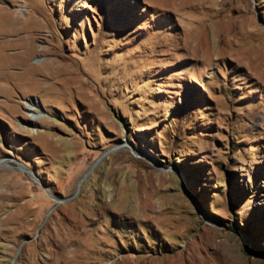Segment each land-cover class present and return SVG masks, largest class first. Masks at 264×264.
<instances>
[{
	"label": "rangeland",
	"instance_id": "374dc122",
	"mask_svg": "<svg viewBox=\"0 0 264 264\" xmlns=\"http://www.w3.org/2000/svg\"><path fill=\"white\" fill-rule=\"evenodd\" d=\"M0 264H264V0H0Z\"/></svg>",
	"mask_w": 264,
	"mask_h": 264
},
{
	"label": "bare ground",
	"instance_id": "6f19581e",
	"mask_svg": "<svg viewBox=\"0 0 264 264\" xmlns=\"http://www.w3.org/2000/svg\"><path fill=\"white\" fill-rule=\"evenodd\" d=\"M172 1H173V0H172ZM174 1H175V0H174ZM179 1L181 2V0H179ZM182 1H183V0H182ZM231 24H232V22H231ZM230 28H231V27H230ZM230 28H229V30H231ZM255 32H256V30H255ZM225 34H226V33H225ZM229 34H230V35L233 34V31H232V33H229ZM230 35H229V37H230ZM224 37H225V36H224ZM231 39H232V38H231ZM231 41H232V40H231ZM229 42H230V40H229ZM232 42L234 43V40H233ZM228 44H229V43H228ZM27 106H28V105H27ZM28 107H29V111H31L32 114H33V118L35 117V119H38L40 116H39V115H36L37 113H36V114L34 113V109H35V108H34L33 106H32V107H31V106H28ZM58 202L60 203L61 200H58Z\"/></svg>",
	"mask_w": 264,
	"mask_h": 264
}]
</instances>
